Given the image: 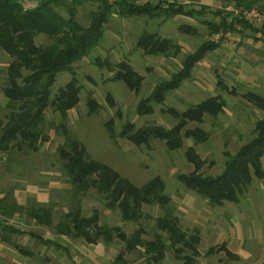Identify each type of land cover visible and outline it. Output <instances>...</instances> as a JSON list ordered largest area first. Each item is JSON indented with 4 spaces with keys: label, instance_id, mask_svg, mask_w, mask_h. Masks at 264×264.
Here are the masks:
<instances>
[{
    "label": "rangeland",
    "instance_id": "374dc122",
    "mask_svg": "<svg viewBox=\"0 0 264 264\" xmlns=\"http://www.w3.org/2000/svg\"><path fill=\"white\" fill-rule=\"evenodd\" d=\"M133 1L142 3L145 0ZM175 1L183 4L191 3L196 9L203 4L208 7V11L198 18L176 15L152 20L144 16L121 17L116 13L111 14L98 46L73 64L75 78L80 88L77 105L67 112L64 121L51 108L45 110L41 128L46 141L37 152L28 154L13 150L0 153V198L4 197L3 200L8 204L12 201L19 205L50 203L49 205L53 207L52 223H57L61 220L62 213L77 205L84 216L96 209L101 224L119 226L127 235L140 225L146 232L143 234L146 240L153 235L154 218L169 212L177 215L180 226L185 230L188 224L185 220L180 221L181 215L186 211L185 204L182 206L181 201L188 203L189 200L195 199L191 198L194 195L182 186L176 175L192 170L183 156L185 148L193 145L192 141L184 139L183 146L174 151L166 150L158 141H152L150 147H138L118 136L111 139L104 123L111 118L116 133L126 121L134 123L136 127L150 124L170 127L175 120L168 113L161 112V108L172 107L182 111L187 106L196 104L220 90L221 98L226 101L224 112L214 119L204 118L200 126L210 132V138L206 143L194 145L196 152L205 160L202 173L210 176L218 175L227 160L223 153L228 152L232 155L247 142L253 136L254 122L263 115L250 102L240 97V94L253 91L264 95V47L261 45L264 37V0H253L251 6L263 16L261 25L252 26L257 31L243 29L238 25L234 27L236 32H229L217 42L213 41V35L224 31L208 34L207 25L201 21H217L218 16H212L209 14L210 11H223L224 7L235 5L234 2L222 4L218 0ZM20 2L24 8L29 9L36 5L37 0H20ZM97 4L95 0H82L81 5L77 7L76 20L85 25L89 19V12L94 10ZM182 24L196 27L197 33H182L178 29ZM143 30L171 38L179 46L177 55L151 56L134 48V42ZM34 40L39 45L50 41L41 34ZM205 40L216 44V47L195 63L190 78L181 82L177 89L169 92L162 105L154 106L152 114L137 115L135 113L137 102L149 94L158 80L168 78L171 73H175L180 68L182 59ZM97 59L102 62L107 61L111 66L117 61H127L143 77L139 91L128 90L121 81L106 80L111 73L104 65L97 64ZM8 62V56L0 50V87L5 83V69ZM70 78L69 73L60 72L51 87V97ZM107 94L111 95L114 107L108 105ZM89 95L100 104L97 112L90 116L86 114V99ZM3 107L4 99L0 92V115L4 113ZM61 123L64 125L63 128ZM189 126L192 127L194 124ZM66 136L76 139L84 147L88 157L109 165L136 186L159 175L164 181L165 193L170 201L165 205L166 207H160L156 203L143 205V218L138 224L122 222L118 211L107 208L104 199L95 190L89 189L84 193H77L68 183L57 154V147L63 143ZM263 191L264 179H253L239 196L238 202H224L223 206L216 208H208L207 203L203 206L208 208L215 218L217 217L220 227L225 224V227L229 228L231 225L228 217L234 219L238 216L239 230L244 233L251 230L255 233H264L262 219L264 198L260 197ZM4 218L20 230L56 241L66 247L67 251L47 247L24 234L18 236L16 241L26 246L31 251V255H22L0 243V263L3 264H120L115 262L119 253L125 264H146L140 248L130 253L126 252L123 250V243L117 239L109 245L103 242L86 244L79 239L56 235L52 228L37 224L23 211L11 216L5 215ZM214 238L215 235L212 236L211 242ZM207 243L201 242L199 249L204 252ZM212 258H219L217 264H225L230 260L224 251L216 252ZM177 262L172 253L167 252L160 264H177ZM241 263H245L243 259Z\"/></svg>",
    "mask_w": 264,
    "mask_h": 264
},
{
    "label": "trees",
    "instance_id": "16d2710c",
    "mask_svg": "<svg viewBox=\"0 0 264 264\" xmlns=\"http://www.w3.org/2000/svg\"><path fill=\"white\" fill-rule=\"evenodd\" d=\"M95 1L98 3L96 8L89 12L88 22L82 25L76 20L77 7L82 0H37L36 5L29 9L24 8L20 0H0V50L9 58L5 83L0 87L4 99V113L0 115V153L13 150L28 154L37 152L46 141L41 128L45 110L51 108L64 121L67 112L77 105L80 88L73 64L98 46L111 14L116 13L121 17L144 16L152 20L176 15L198 18L208 11L203 4L196 9L191 3L183 4L175 0H145L142 3L133 0ZM218 1L222 4L234 2L246 8L254 3L253 0ZM221 11L209 13L218 16L217 21H201L207 25L208 34L220 30L236 32L235 23L243 29L257 31L250 24L228 17V13ZM178 29L182 33H197L196 27L189 24L179 25ZM39 34L50 41L44 45L36 44L34 38ZM262 41L264 43V37ZM215 47L216 44L205 40L187 54L175 73L158 80L149 94L137 102L135 113L139 116L152 114L154 106L162 105L166 94L177 89L190 76L195 63ZM134 48L151 56H175L179 52V46L171 38L146 30L137 36ZM96 61L110 71L111 75L106 80L121 81L128 90L139 91L143 77L127 61H117L113 66L107 61ZM60 72L69 73L71 78L51 97V87ZM241 97L260 110L263 116L254 122L253 136L247 142L232 155L223 153L227 160L216 176L202 173L205 161L194 145L204 143L209 137V133L200 127L204 118H216L223 112L225 101L218 95L207 97L182 111L172 107L161 108V112L168 113L175 120L170 127L158 124L136 127L134 123L126 121L116 133L111 118L104 123V127L111 139L118 136L138 147H150L152 141H158L166 150L174 151L183 146L184 139L191 140L193 145L185 148L183 156L192 170L177 174L176 179L186 190L199 194L211 205H221L223 201L235 203L252 178L262 176L261 157L264 155V96L246 91ZM106 101L110 107H114L110 94L106 95ZM86 108V114L90 116L97 112L100 104L89 95ZM190 124L194 126L190 127ZM60 125L63 128L64 125ZM63 132L66 133V130L63 129ZM57 154L73 190L77 193L95 190L102 196L107 208L118 211L122 222L138 224L143 218V205L156 203L164 207L169 202L164 181L159 175L136 186L109 165L88 157L84 147L74 138L66 136L57 147ZM3 199L0 198V242L22 255L30 256L31 251L13 240V236L27 234L47 247L65 252L67 248L54 240L20 230L4 218L20 211L37 224L52 228L56 235L79 239L86 244L101 241L109 245L117 239L123 243V250L129 253L140 248L146 264H160L167 252L172 253L178 264H195L199 254L198 233L184 230L178 218L172 215L154 218L153 235L146 240L143 237L146 232L140 225L127 235L119 226L101 224L96 209L84 216L77 205L62 213L57 223H52L53 207L50 203L19 205L14 201L8 204ZM221 248L224 249V246ZM214 250L211 248L209 251ZM115 262L125 264L121 253L116 256Z\"/></svg>",
    "mask_w": 264,
    "mask_h": 264
},
{
    "label": "crops",
    "instance_id": "0c3cea01",
    "mask_svg": "<svg viewBox=\"0 0 264 264\" xmlns=\"http://www.w3.org/2000/svg\"><path fill=\"white\" fill-rule=\"evenodd\" d=\"M261 42H262L261 45L264 47L263 41H261ZM263 56H264V53H263ZM189 78H190V76L187 79H189ZM219 91L220 90H218V92H216V93L210 94L208 97L216 96V95L220 96ZM169 92H171V91H169ZM231 92H234V91L231 90ZM245 92H243V93H245ZM251 92H253V91H251ZM237 93L235 92V94H237ZM243 93H241V94H243ZM254 93H256V92H254ZM241 94H240V97H241ZM262 96H264V95H262ZM225 107H226V101H225ZM223 112H224V109H223ZM223 112L221 114H223ZM221 114H219V115H221ZM202 129H204V128H202ZM207 132L209 133V137H208L207 141H205L204 143L208 142V140L210 138V132L209 131H207ZM201 144H203V143H201ZM261 169H262V176L260 178L253 177L251 180V183H252L253 179H259V180L264 179V155L261 157ZM190 192L192 195H194V197H191V196L190 197L193 200L194 199L195 200L194 201L189 200L188 203L181 201L182 206H184L183 204H185L184 208L186 211L183 215H181L180 221L185 220L186 223L188 224L185 228L186 231H189V232L195 231L198 233L199 243L197 246V250H198L199 254L195 258V264H217V261H219V258L213 259L212 257L218 251L219 252L224 251L225 255L229 256L230 260H227L225 262V264H242L241 263L242 259H243V263L245 262L244 264H264V233H262V232H256L255 233L252 230H251V232L244 233L241 229L239 230L238 222H237L238 216H236V218H234V219L230 218L228 216H225V217H228L229 220L228 219L227 220L230 221L229 225H231V226L228 228V226L225 227V224H223V225H221V227L223 226L221 228L220 225L218 224L219 220L217 222V217L215 218L214 215L212 214V212H210L208 210V208L209 207L216 208V207L223 206L224 202H228V201H223L221 205H211L207 199L201 197L199 194L194 193L192 191H190ZM261 196L264 198V191L261 193L260 197ZM262 200L264 202V199H262ZM169 201H170V199H169ZM206 203L208 204V208H205V206H203ZM229 203H234V202H229ZM263 206H264V203H263ZM222 214H224V213H222ZM164 215H172V216L177 217V215L175 213L173 214L171 212L166 213ZM263 215H264V211L262 212V219L264 220ZM178 220H179V218H178ZM213 235H215V238H214L213 242H211ZM17 237L18 236H13L12 238H13V240L16 241ZM204 241L206 243L207 242H209V243H207V248L203 252L199 249V245L201 242H204ZM99 242H101V241H99ZM99 242H97V243H99ZM97 243H95V244H97ZM216 244H218V245L215 246ZM4 245H6V244H4ZM92 245H94V244H92ZM222 245L224 246V249L221 248ZM6 246L10 247L8 245H6ZM10 248H12V247H10ZM211 248H214L215 250L213 252H210L209 250ZM12 249H14V248H12ZM227 252L230 253L231 255L235 256L236 258H233ZM0 264H3V263H0ZM177 264H178V262H177Z\"/></svg>",
    "mask_w": 264,
    "mask_h": 264
},
{
    "label": "built area",
    "instance_id": "2783aa9c",
    "mask_svg": "<svg viewBox=\"0 0 264 264\" xmlns=\"http://www.w3.org/2000/svg\"><path fill=\"white\" fill-rule=\"evenodd\" d=\"M112 0H109L111 2ZM224 13H228V17H232L234 19L242 20L251 26H259L262 24L263 16L262 14L254 7L246 8L238 5H228L224 7ZM239 24L235 23L234 27ZM228 31L213 35V41L217 42L221 38L228 35Z\"/></svg>",
    "mask_w": 264,
    "mask_h": 264
}]
</instances>
